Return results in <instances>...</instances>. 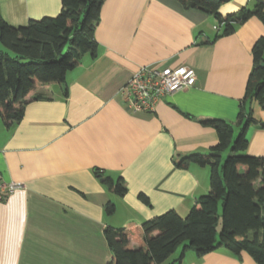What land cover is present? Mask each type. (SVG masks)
Instances as JSON below:
<instances>
[{
	"label": "crops",
	"instance_id": "obj_1",
	"mask_svg": "<svg viewBox=\"0 0 264 264\" xmlns=\"http://www.w3.org/2000/svg\"><path fill=\"white\" fill-rule=\"evenodd\" d=\"M256 1L230 0L220 12L252 9ZM61 8V0H0L2 18L14 27ZM217 24L177 0L104 1L96 56L84 55L65 84L39 85L20 121L6 126L0 117V173L24 183L0 201V264H107V226L141 223L170 209L184 217L209 191V167L177 162L217 143L205 120L223 119L239 133L252 48L264 36L256 17L220 37ZM151 63L191 66L196 83L164 97L153 113L131 112L118 91ZM252 106L264 122V110ZM246 136V152L264 159V128L250 125ZM105 177H123L126 194H114ZM109 202L113 214L106 211ZM188 251L181 264H257L246 251L221 247L201 257Z\"/></svg>",
	"mask_w": 264,
	"mask_h": 264
},
{
	"label": "trees",
	"instance_id": "obj_2",
	"mask_svg": "<svg viewBox=\"0 0 264 264\" xmlns=\"http://www.w3.org/2000/svg\"><path fill=\"white\" fill-rule=\"evenodd\" d=\"M104 1L61 0L57 15L31 19L19 27L9 25L0 14V117L6 126L22 119L27 96L39 85L65 84L67 73L84 55L96 56L94 32ZM177 1L187 9L211 14L218 22L216 37L233 33L237 25L253 17L264 25V0H257L252 9L244 6L225 15L220 7L230 0ZM252 58L238 113L242 124L238 135L228 121L205 120L217 132V143L208 153H191L177 162L180 168L193 163L209 167V191L196 199L184 217L170 209L141 223L132 220L121 227L107 226L104 236L112 251L107 264H162L179 246L183 247L176 264H181L187 250L201 257L221 247L233 254L246 251L257 264H264V159L246 152L247 128L257 124L264 128L252 106L256 102L264 110V36L255 42ZM104 180L114 194H126L123 177ZM139 196L148 201L144 194ZM106 211L113 214L115 205L109 202ZM131 239L138 245L131 247Z\"/></svg>",
	"mask_w": 264,
	"mask_h": 264
},
{
	"label": "built area",
	"instance_id": "obj_3",
	"mask_svg": "<svg viewBox=\"0 0 264 264\" xmlns=\"http://www.w3.org/2000/svg\"><path fill=\"white\" fill-rule=\"evenodd\" d=\"M196 80L197 73L191 66L151 63L136 69L118 93L131 112L153 113L164 97L193 86ZM23 187L22 181L6 180L0 173V201Z\"/></svg>",
	"mask_w": 264,
	"mask_h": 264
},
{
	"label": "rangeland",
	"instance_id": "obj_4",
	"mask_svg": "<svg viewBox=\"0 0 264 264\" xmlns=\"http://www.w3.org/2000/svg\"><path fill=\"white\" fill-rule=\"evenodd\" d=\"M249 7H252V2H250L248 4ZM2 47V46H1ZM2 49H4L5 51H7L8 53L12 54L11 52H9V50H7L6 48L2 47ZM238 131L236 132L235 136H237ZM224 158L228 155V151L224 152ZM220 213H221V209H220ZM222 228V217H220L218 225H217V231H218V241H219V234H220V230ZM182 247L183 246H179V248L163 263V264H176L175 261L176 259L179 257L181 251H182ZM191 253H193L192 250L187 252V256L191 255ZM188 259V258H187Z\"/></svg>",
	"mask_w": 264,
	"mask_h": 264
}]
</instances>
